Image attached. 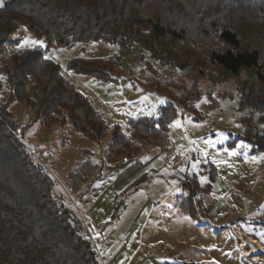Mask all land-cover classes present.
Instances as JSON below:
<instances>
[{
    "label": "trees",
    "instance_id": "16d2710c",
    "mask_svg": "<svg viewBox=\"0 0 264 264\" xmlns=\"http://www.w3.org/2000/svg\"><path fill=\"white\" fill-rule=\"evenodd\" d=\"M25 30L46 46L16 47ZM105 40L117 43L118 53L106 59L75 57L64 70L48 54L57 47L77 42ZM137 43L150 72L143 83L176 101L165 102L156 117L137 116L129 120L127 132L105 119L69 73L93 76L108 89L116 82L113 69L120 57ZM155 61L179 69L197 68L196 79L213 83L234 79L239 105L257 115L252 124L243 115L241 138L252 145L251 152L264 149V0H3L0 6V264H100L91 243L83 234L76 213L54 194L55 182L23 143L29 125L18 129L10 110L14 101L24 102L33 121L49 127H71L90 139L108 140L106 158L134 159L143 145L168 150V124L179 106L190 107L202 96L198 80L180 82L160 76ZM243 74L256 80L248 83ZM264 93V90L261 91ZM260 93V94H261ZM197 118V116H196ZM127 133V134H126ZM95 168L89 155L68 173L76 191ZM182 183L178 209L195 216L192 196L201 191L195 179Z\"/></svg>",
    "mask_w": 264,
    "mask_h": 264
},
{
    "label": "rangeland",
    "instance_id": "374dc122",
    "mask_svg": "<svg viewBox=\"0 0 264 264\" xmlns=\"http://www.w3.org/2000/svg\"><path fill=\"white\" fill-rule=\"evenodd\" d=\"M17 36L43 41L40 48L46 46L43 38L36 39L23 29L12 38ZM4 49L8 54L21 48L5 45ZM118 49L117 43L97 40L57 47L48 55L64 70L68 59H106ZM145 59L154 62L134 43L113 69L117 81L109 83L108 89L93 76L68 75L102 115L107 112L105 119L110 124L117 123L127 132L131 118L156 117L165 102L177 104L163 92L141 84L151 75L143 69ZM154 65L160 76L177 81L176 94L184 80L187 85L198 80L203 91L194 110L181 105L169 122L167 151L142 145L128 162L125 157L110 160L106 158L109 138L96 142L69 126H42L33 121L24 102L14 101L10 110L18 129L29 125L24 145L54 180V194L80 219L100 264H264V253L256 259L242 254L235 233L240 230L264 246V149L252 153V145L243 140L250 133H244L242 117L254 116L252 124H257L256 113L251 116L248 107L239 105L232 77L213 83L196 79L193 66L182 70L158 61ZM255 78L252 74L241 76L248 83ZM261 87L258 95L262 98L264 84ZM176 120L180 126L169 127ZM255 128L263 133L264 124ZM240 134L243 139L237 138ZM87 155L95 168L79 189L72 191L68 173ZM190 177L201 189L192 196L196 217L176 205L183 192L181 184H190ZM201 177L206 178L203 183Z\"/></svg>",
    "mask_w": 264,
    "mask_h": 264
},
{
    "label": "bare ground",
    "instance_id": "6f19581e",
    "mask_svg": "<svg viewBox=\"0 0 264 264\" xmlns=\"http://www.w3.org/2000/svg\"><path fill=\"white\" fill-rule=\"evenodd\" d=\"M239 235V247L243 249L242 254L250 259H256L257 256L264 253V246L258 243L255 239L244 236L240 230H235Z\"/></svg>",
    "mask_w": 264,
    "mask_h": 264
},
{
    "label": "snow or ice",
    "instance_id": "6c2138e0",
    "mask_svg": "<svg viewBox=\"0 0 264 264\" xmlns=\"http://www.w3.org/2000/svg\"><path fill=\"white\" fill-rule=\"evenodd\" d=\"M2 4H3V0H0V6H2ZM36 46L43 47L44 46L43 41L34 40L28 36H24V37L20 38V41L18 44V47L21 49H23V48H34ZM0 79H3V77H0ZM160 103H164V101L160 100ZM145 114L146 115H152V112H146ZM173 126L179 127L180 121L179 120L173 121V124L169 125V127H173ZM243 147L247 148L248 145H243ZM231 154L235 155L234 152ZM253 159L255 160V159H257V157H253ZM193 167H195V165H193ZM205 179L206 178L201 177V183H203Z\"/></svg>",
    "mask_w": 264,
    "mask_h": 264
},
{
    "label": "built area",
    "instance_id": "2783aa9c",
    "mask_svg": "<svg viewBox=\"0 0 264 264\" xmlns=\"http://www.w3.org/2000/svg\"><path fill=\"white\" fill-rule=\"evenodd\" d=\"M103 100L104 99H101V101H100L101 105H103ZM103 115H104V118L108 116V114H107V112L105 110L103 111Z\"/></svg>",
    "mask_w": 264,
    "mask_h": 264
}]
</instances>
